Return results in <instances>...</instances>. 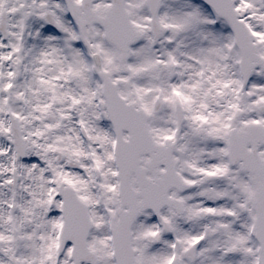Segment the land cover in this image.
<instances>
[{
	"label": "snow or ice",
	"instance_id": "1",
	"mask_svg": "<svg viewBox=\"0 0 264 264\" xmlns=\"http://www.w3.org/2000/svg\"><path fill=\"white\" fill-rule=\"evenodd\" d=\"M0 264H264V0H0Z\"/></svg>",
	"mask_w": 264,
	"mask_h": 264
}]
</instances>
